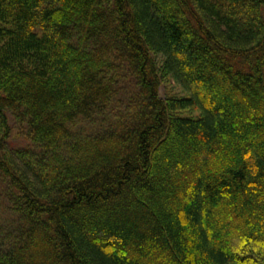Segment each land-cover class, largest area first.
Instances as JSON below:
<instances>
[{"label": "trees", "instance_id": "trees-1", "mask_svg": "<svg viewBox=\"0 0 264 264\" xmlns=\"http://www.w3.org/2000/svg\"><path fill=\"white\" fill-rule=\"evenodd\" d=\"M0 264H264V0H0Z\"/></svg>", "mask_w": 264, "mask_h": 264}, {"label": "rangeland", "instance_id": "rangeland-1", "mask_svg": "<svg viewBox=\"0 0 264 264\" xmlns=\"http://www.w3.org/2000/svg\"><path fill=\"white\" fill-rule=\"evenodd\" d=\"M165 86H167L169 88V90L172 91V93H179L182 94V92L179 90V88L173 83L171 84H166ZM165 86H161L160 87V94L161 96H164L166 93V88ZM13 135L11 140L9 141V147L10 148H23L26 147L27 145H29L28 141H26L23 137L17 135L16 130L13 131Z\"/></svg>", "mask_w": 264, "mask_h": 264}]
</instances>
